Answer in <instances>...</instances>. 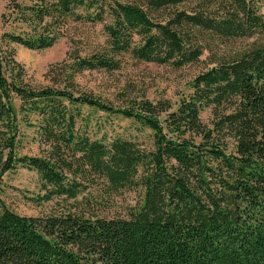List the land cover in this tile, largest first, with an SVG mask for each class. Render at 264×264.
<instances>
[{"label":"trees","instance_id":"obj_1","mask_svg":"<svg viewBox=\"0 0 264 264\" xmlns=\"http://www.w3.org/2000/svg\"><path fill=\"white\" fill-rule=\"evenodd\" d=\"M72 22L103 43L68 54L61 86L31 85L12 46L47 49ZM0 27V183L33 170L31 201L58 206L21 215L0 198V264H264V0H5ZM236 39L254 40L226 49ZM204 53L175 102L112 106L71 84L124 54L180 68ZM83 106L133 132L93 136ZM124 191L134 203L105 214Z\"/></svg>","mask_w":264,"mask_h":264},{"label":"rangeland","instance_id":"obj_2","mask_svg":"<svg viewBox=\"0 0 264 264\" xmlns=\"http://www.w3.org/2000/svg\"><path fill=\"white\" fill-rule=\"evenodd\" d=\"M4 3L5 0H0V12ZM252 40L254 39H236L227 43L226 49L231 51L242 49ZM103 41L104 34L100 25L72 22L64 27L63 36L47 49L29 50L19 45L12 47L14 58L23 66L26 80L31 85L56 87L62 85L63 74L60 72V66L63 62H69L68 54L77 51L78 54L83 55L100 46ZM256 41L264 42V38H258ZM210 65L205 53L197 62L180 68L139 61L124 54L120 57L118 69L84 70L73 76L71 84L75 90L91 93L112 106L120 105L124 95L139 94L152 100L165 98L175 102L180 94L188 91V82L193 76ZM81 111L89 119V126L93 128L89 127V132H93V136H98L104 129L113 134H125L129 130L133 132L128 127L129 121L119 116H112L85 106ZM199 117L206 122L210 117L209 109H203ZM102 122L105 123L104 128ZM22 152L29 155L38 154L34 144H27ZM38 184V177L33 170L17 168L6 172L1 177L0 198L9 209L21 215H37L55 210L58 206L54 200L39 205L31 201V197L38 192ZM136 198V193L132 191H124L114 196L105 214L123 215L125 207L132 205Z\"/></svg>","mask_w":264,"mask_h":264}]
</instances>
